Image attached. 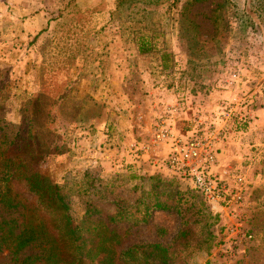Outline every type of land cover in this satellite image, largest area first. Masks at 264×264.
<instances>
[{
    "label": "rangeland",
    "instance_id": "obj_1",
    "mask_svg": "<svg viewBox=\"0 0 264 264\" xmlns=\"http://www.w3.org/2000/svg\"><path fill=\"white\" fill-rule=\"evenodd\" d=\"M248 1L0 0V126H9L10 138L17 135L8 154L54 183L87 173L130 188L134 183L126 177L136 174L147 190L149 177L170 180L157 169L147 173L143 163L136 168L124 142L139 141L135 132L141 129L150 131L151 115L142 122L141 110L154 107L152 91L171 96L174 89L195 88L201 103H215L224 94L201 81L212 80L231 57L246 67L242 84L258 82L264 28L248 11ZM139 36L151 37L156 52L136 56ZM161 50L172 56L166 71L158 66ZM234 165L223 164L220 172L244 194L236 218L209 212L205 242L181 264H264V160L244 154ZM175 187L190 190L175 181L159 190ZM88 197L68 199L72 219L84 212ZM181 223L173 210L155 211L150 224L132 230L121 247L167 244ZM35 252L29 247L21 257ZM0 264H11L5 253Z\"/></svg>",
    "mask_w": 264,
    "mask_h": 264
},
{
    "label": "trees",
    "instance_id": "obj_2",
    "mask_svg": "<svg viewBox=\"0 0 264 264\" xmlns=\"http://www.w3.org/2000/svg\"><path fill=\"white\" fill-rule=\"evenodd\" d=\"M204 1L188 0L186 4ZM248 11L264 28V0H249ZM155 52L151 37L136 38V56ZM158 53L160 70H168L170 52ZM10 133L7 124L0 126V254L5 253L11 264H181L189 250L201 249L204 235H208L205 220L212 211L192 190H159L171 188L174 181L181 184L167 173L170 180L149 177L152 183L147 190L136 174L126 177L134 183L130 188L122 187L118 180L98 182L87 173L79 180L54 183L8 154L17 136L10 138ZM74 195L89 196L77 220L71 218L68 207V199ZM159 210L179 214L182 223L176 235L167 244L134 242L122 248L130 232L150 224L153 212ZM29 247L36 252L21 257Z\"/></svg>",
    "mask_w": 264,
    "mask_h": 264
},
{
    "label": "built area",
    "instance_id": "obj_3",
    "mask_svg": "<svg viewBox=\"0 0 264 264\" xmlns=\"http://www.w3.org/2000/svg\"><path fill=\"white\" fill-rule=\"evenodd\" d=\"M245 68L236 58H227L215 69L212 80L201 81L206 88L224 94L212 104L201 103L195 88L174 89L170 102L161 101L153 108L149 138L129 142L127 146L133 157H147L152 167L188 186L212 212L228 213L233 218L243 203L244 194L215 168L223 145L245 132L256 118L250 86L239 79ZM182 123L184 130H177ZM241 127L244 129L240 130ZM161 147H166L165 154L153 156L152 152ZM235 183L241 185V179L237 178Z\"/></svg>",
    "mask_w": 264,
    "mask_h": 264
},
{
    "label": "crops",
    "instance_id": "obj_4",
    "mask_svg": "<svg viewBox=\"0 0 264 264\" xmlns=\"http://www.w3.org/2000/svg\"><path fill=\"white\" fill-rule=\"evenodd\" d=\"M255 68L256 66L254 64H251L248 67V69L251 71H254ZM258 69H262V68H258ZM257 75L260 76L259 73ZM247 85L250 86L251 95L254 97V100H256V103H255L256 104V107H255L256 118L253 124L248 129H246L245 132H243L240 137L238 136L234 137L232 140H230L229 143H227L226 145H223V147L220 149L218 156H217L218 164L215 168V170L218 172L221 171L220 166H222L223 164H227L228 162L230 163L234 162L236 164L234 165L235 168L239 167V159L244 154L248 155V158H251L252 161L253 160L257 161L258 159L264 160V73L261 74L260 79H258V82L254 84L250 82V84H247ZM150 93L153 96H151V98L148 97V100L150 99L153 102L154 107L155 105H157L156 103L165 101L164 98H168L166 101H169V102L172 100V97H171L172 95L170 96L169 92L152 91ZM256 93L258 94L256 95ZM143 105H146V103H144ZM154 107H152L151 109H147L146 110L147 112L144 110H141V113H142L141 118L143 117L142 122H144V120L150 117L152 113L151 110H153ZM184 126L185 124L183 125V123L178 125L177 130L179 131L184 130L185 128ZM149 133L150 131L148 127L145 128L144 130L141 129L139 134L135 132V134L139 135L140 137L139 141L148 139ZM127 136H128V133H127ZM124 141H126V139ZM124 144H125L124 148H126L127 150L128 143L124 142ZM166 151H167L166 147H163V148L161 147V149H159L158 151H154L152 153H153V156L159 157L161 155H164ZM136 159L137 161L136 160L134 161L135 163H137L135 164L136 168L139 166L140 163H143V166H146L145 171H147V173L149 174L153 173L155 168L151 166V161H149L147 157L136 158ZM222 173H224L225 176H228L226 175L225 172H222ZM237 178H240V176H237ZM262 178H264L263 175H262Z\"/></svg>",
    "mask_w": 264,
    "mask_h": 264
}]
</instances>
